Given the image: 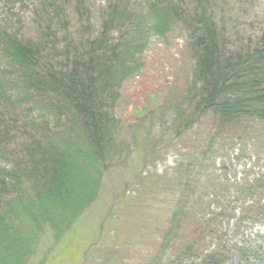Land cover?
Here are the masks:
<instances>
[{
  "label": "rangeland",
  "instance_id": "1",
  "mask_svg": "<svg viewBox=\"0 0 264 264\" xmlns=\"http://www.w3.org/2000/svg\"><path fill=\"white\" fill-rule=\"evenodd\" d=\"M149 4L166 19V29L147 32ZM115 6L125 17L110 25ZM5 21L23 42H41L39 70L55 73L51 87L62 88L65 101L81 104L66 117L80 116L75 124L88 122L90 129L87 110L103 114L114 142L107 137V145H99L103 155L90 148L94 166L85 176L65 158L33 145L37 132L48 134L54 125L59 130L65 116L36 101H0V264H264V187L258 192L253 186L256 177H264V122L239 113L236 120L247 122L249 136L226 141L220 134L212 146L200 145L207 133L197 131L194 118L208 92L196 82L197 49L190 47L213 23L223 59L235 63L239 55L260 51L264 0H0V24ZM122 58L132 68L129 75L103 76L105 68L121 71ZM254 59L247 66L257 71L236 80L245 85L217 98L215 109L257 91L246 82L251 77L262 80L258 90H264V50ZM90 60L95 69H78L76 75V67ZM23 174L34 175L47 200V220L38 213L42 235H31V241L18 234L21 223L8 207ZM87 191L92 200L84 206ZM52 194L63 204L51 206ZM186 217L188 234L179 226ZM9 243L17 250L25 246L29 254Z\"/></svg>",
  "mask_w": 264,
  "mask_h": 264
},
{
  "label": "trees",
  "instance_id": "2",
  "mask_svg": "<svg viewBox=\"0 0 264 264\" xmlns=\"http://www.w3.org/2000/svg\"><path fill=\"white\" fill-rule=\"evenodd\" d=\"M73 1L77 2V0ZM113 8L114 9L108 15V20L110 18V25L115 21H122L123 17H125L119 14L118 6H115ZM155 8V5H148L147 11L152 12V16L147 17L145 22L146 27L149 25L147 27L148 33H154V31L159 30L161 26L163 29L167 28V26H165L166 19L160 17V15L158 16V14L155 13L157 11V9ZM150 9L153 10L150 11ZM49 13L45 15V17H48ZM209 17H211L210 14ZM48 19L51 20V18L49 17ZM201 20L204 19L202 18ZM7 22L8 21H5L0 24V101L16 106L26 105L36 101L38 105L44 106V110H46L47 112H51L56 116H65V118H62V128H60L59 130H55L57 129V127L56 125H54V131L48 129V134H46V131L44 129H41L40 132H37V135H34L33 137V145H41V147L45 149V154H48V152L51 151L54 156L65 158L69 164L74 166L76 170L84 172L86 176V172H91V169H93L94 166L93 162L89 163L88 161L89 154L92 155L90 148L94 149V153L96 150H98L97 152L99 153L97 154L103 155L102 148L99 147V145H107V137L110 138L111 141H113L111 136V121L105 116L103 117V114H98L97 117L100 118V121L102 120L100 124L102 128H99V125L95 123V121H99L98 118L95 116V114H90V111L87 110V116H89L91 120V122H89L91 129L90 131L87 126L88 122H82L80 126H77L75 124L74 121L77 120H75V118L79 117L80 119V116L72 115L70 113L71 115L66 117L67 115L65 112H75L77 108L82 107L80 106L81 104H78L79 106H74L75 104L73 103V105L72 102H69L68 98L67 101H65L64 98H66V96L63 95L64 98H62L61 95L66 92L64 90H61L62 88L55 89L54 87H51V82L54 81L51 75H55V73H51V71L45 70L43 66L42 70H39L38 66L40 64L37 56H39V53L41 51L43 52L44 50L43 47L40 48L41 42L39 41V44H36L35 42L29 43L30 41L27 43L25 41L23 42V40L19 39V35L17 33L12 32L7 27L12 22L10 21L9 24ZM141 24L144 25V23ZM146 27L144 26L143 28L145 29ZM210 27L203 28L202 30L206 34L200 36L190 46L194 49H197V53L194 51L193 54L195 59L196 73L194 77L197 80L196 82L204 84L206 92H208L205 100L201 98V102H199L198 104L199 106L195 105L199 109L196 118H194V121L199 123V128L197 129V131L201 130L207 133V136H204L203 134L199 139L200 145L202 146L205 144V142H208L209 145L212 146L214 143L213 139H217L220 134V137H225L226 141L231 139L240 140L246 136H249L252 129L247 125V122L242 123L240 120H236V115H239V113H241L242 116H247L248 114L250 118H258V120L260 119V121L264 122V108H261V106L264 104V90L263 88L258 90V88L261 87L262 80L260 81L256 76L255 78H249L250 80L246 82H248L252 89H256L257 91H254L247 98L241 99L237 103L235 102L232 104L231 102L221 101V103L217 105L216 109L214 107L217 98L227 93L229 90H231V88H234L236 90L240 88V86L243 87V85H245L244 82H235L241 76H243L244 73L248 72L249 74H253L255 71H257L256 68L252 69L247 65L254 63L255 55H257L261 50H264V34L259 41V48L263 46L260 51L258 50L252 54L250 52L245 56L239 55L234 58L236 62L232 63L231 60L223 59L222 57L221 43H219L220 35L216 31V26L212 23V27ZM208 33H210V36L205 37L206 35H208ZM206 41L209 42L206 44ZM117 59H119V57H117L115 60ZM124 61H126L125 58H122L121 62H123V64H120L123 66V68L121 71H115L110 70V68H105V70H103L104 72H102L103 76L109 75V72H118L119 75L122 74L123 76L129 75L132 72V68L131 66H126L124 64ZM94 64V61L90 60V62L87 63L86 67H76V75L79 73V70L83 71L84 69H95V67H93ZM243 66H246V68L244 69ZM213 72L219 74L218 79L211 78ZM100 73L101 71L96 74L97 77L100 76ZM72 76H75V73ZM92 79L94 80L95 78L93 77ZM90 92L91 91H89V93ZM190 102L192 104L194 102V99L191 98ZM71 104L74 108L70 107ZM255 104L260 105V107L256 108L254 111L247 112L249 110L247 108H250ZM91 105L92 106H90V109L93 111V108L95 106L93 104ZM190 106L194 105L192 104ZM231 106H236V108L233 111H230ZM218 108L222 109L217 110ZM244 109L246 111H244ZM228 112L231 113L227 114ZM70 118H72L71 120L73 121H70ZM200 120L202 121L200 122ZM189 123L190 122L188 119V122L184 124V126L187 127ZM70 124L74 126V128ZM214 127L218 129L215 130L213 129ZM98 130L102 131L101 135H99L100 137L97 134ZM102 135L104 137H102ZM209 136L211 139L208 138ZM78 143L81 146H78ZM111 145L112 147H114L113 144ZM0 150H2V148ZM111 153L114 154L115 150L113 149ZM1 159L2 157H0V160ZM98 167L99 166L96 165V168ZM23 176L25 177V179H23V184H16L15 190L17 189V187L19 188V190L17 189V195L13 198V201L9 202L8 207L10 208L9 210H11L10 213H12L13 215L15 214V218L19 223H21V226L18 228L20 231L18 232V234L27 241H31V235L36 236L35 239L39 237L38 235H42V233L40 232V219L42 217L39 216L38 213L42 212L44 214L43 216L45 218H43V222H45V220H47V214H45L44 212L47 209V200L41 193V187L34 179V175L25 176L23 174ZM263 178V176L256 177L255 181L253 182V186H255V189H257L258 192L264 187ZM57 197L58 196L56 195H51V206L60 202L63 204L62 200L58 199ZM86 197L87 201L83 202L84 206L87 203L91 202L92 194L90 196V193L88 192ZM66 202L67 205L71 206V209L73 211L74 209L72 207L74 206V204L71 202L70 198ZM178 212L179 210H176L174 212L175 214L172 216V219H175L177 217L176 215H178ZM253 212V208H251L250 210H245V213L248 215L252 214ZM188 219L189 218L187 217L184 220H182L181 218L182 223L179 222V226L183 228L182 231L187 234L189 232V227L192 226H186V222ZM169 222L171 224L169 225L170 228L172 226V220ZM25 224H28L29 226H25ZM194 232H196V234L198 233L197 228H194ZM9 246L11 247V249H13L12 243H9ZM21 247V249L19 248V250H17V245H15V249L13 250H17L16 252L20 254H29V251L24 249L25 246ZM24 262L25 261L22 260L21 263L23 264Z\"/></svg>",
  "mask_w": 264,
  "mask_h": 264
}]
</instances>
